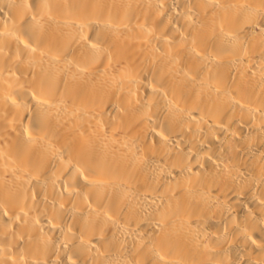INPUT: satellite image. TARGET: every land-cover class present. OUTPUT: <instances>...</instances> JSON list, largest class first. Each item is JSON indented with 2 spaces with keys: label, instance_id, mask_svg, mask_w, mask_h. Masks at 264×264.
<instances>
[{
  "label": "bare ground",
  "instance_id": "bare-ground-1",
  "mask_svg": "<svg viewBox=\"0 0 264 264\" xmlns=\"http://www.w3.org/2000/svg\"><path fill=\"white\" fill-rule=\"evenodd\" d=\"M0 264H264V0H0Z\"/></svg>",
  "mask_w": 264,
  "mask_h": 264
}]
</instances>
